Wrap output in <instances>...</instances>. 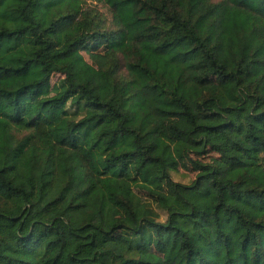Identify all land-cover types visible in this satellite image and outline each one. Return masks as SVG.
I'll return each instance as SVG.
<instances>
[{
    "label": "trees",
    "instance_id": "1",
    "mask_svg": "<svg viewBox=\"0 0 264 264\" xmlns=\"http://www.w3.org/2000/svg\"><path fill=\"white\" fill-rule=\"evenodd\" d=\"M99 1L0 0V264H264V0Z\"/></svg>",
    "mask_w": 264,
    "mask_h": 264
},
{
    "label": "rangeland",
    "instance_id": "2",
    "mask_svg": "<svg viewBox=\"0 0 264 264\" xmlns=\"http://www.w3.org/2000/svg\"><path fill=\"white\" fill-rule=\"evenodd\" d=\"M85 12H87L88 16L93 18L94 22L98 23L102 28L112 29L114 27V14L104 2L99 0H87V3L85 4ZM58 78L59 75H56L53 81H57ZM217 157L218 155L216 153H210L203 159L209 162ZM172 176L175 181L188 184L195 178L196 172L191 169L189 163H186L184 166H180L177 171H173ZM164 219L165 215L161 212V220Z\"/></svg>",
    "mask_w": 264,
    "mask_h": 264
}]
</instances>
